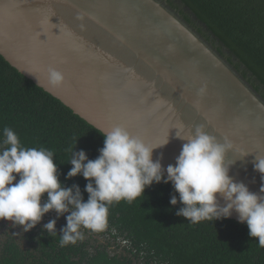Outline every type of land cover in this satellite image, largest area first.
<instances>
[{
    "label": "water",
    "instance_id": "water-1",
    "mask_svg": "<svg viewBox=\"0 0 264 264\" xmlns=\"http://www.w3.org/2000/svg\"><path fill=\"white\" fill-rule=\"evenodd\" d=\"M0 55L102 133L168 139L152 152L165 178L186 143L177 135L203 126L231 143L226 163L247 153L228 174L260 194L264 99L164 0H0ZM48 68L63 74L60 85Z\"/></svg>",
    "mask_w": 264,
    "mask_h": 264
},
{
    "label": "trees",
    "instance_id": "trees-1",
    "mask_svg": "<svg viewBox=\"0 0 264 264\" xmlns=\"http://www.w3.org/2000/svg\"><path fill=\"white\" fill-rule=\"evenodd\" d=\"M164 1L264 99V0ZM5 127L17 134L23 147L52 151L62 186L78 185L87 201L88 181L81 175L65 178L68 161L73 147L96 159L103 133L0 55V147ZM173 195L175 206L169 202ZM46 199L47 193L41 202ZM182 206L171 182L153 183L131 203L122 200L110 206L106 231L82 229L84 238L65 247L59 243L60 230L70 213L57 218L50 211L27 232L0 224V264H264V248L248 235L246 223L226 218L191 224L176 214ZM53 219L57 234L43 228Z\"/></svg>",
    "mask_w": 264,
    "mask_h": 264
},
{
    "label": "clouds",
    "instance_id": "clouds-1",
    "mask_svg": "<svg viewBox=\"0 0 264 264\" xmlns=\"http://www.w3.org/2000/svg\"><path fill=\"white\" fill-rule=\"evenodd\" d=\"M83 27V25H81ZM49 83L58 86L63 74L53 68L47 70ZM103 147L96 159H88L83 150L71 149L70 170L66 179L81 175L86 181V202L78 185L63 187L58 179L54 154L44 148H25L17 134L8 127L3 129V146L0 147V220L20 226L22 232L34 228L42 217L55 211L57 218L65 217L66 226L61 232V247L75 245L84 238L82 229L102 233L108 229L109 208L122 200L128 203L143 195L146 187L153 183H172L179 202L183 205L177 215L191 224L229 218L233 211L238 222L246 223L248 235L258 239L264 248V157H255L253 170L261 174L260 194L250 192L243 182L229 176L231 163L225 156L232 145L220 143L216 137L197 126L185 140L176 158L175 166L168 165L164 178L160 158L153 161L155 148L167 144L149 146L138 137L130 135L122 127L104 132ZM18 181L14 184L13 181ZM46 201L41 204L43 194ZM224 205L218 202V196ZM177 204V196L170 198ZM56 220L43 225L47 233L57 234ZM127 243V241H124Z\"/></svg>",
    "mask_w": 264,
    "mask_h": 264
},
{
    "label": "flooded vegetation",
    "instance_id": "flooded-vegetation-1",
    "mask_svg": "<svg viewBox=\"0 0 264 264\" xmlns=\"http://www.w3.org/2000/svg\"><path fill=\"white\" fill-rule=\"evenodd\" d=\"M17 181H18V179L15 180V181H13V183L15 184ZM45 215H46V216H50V214H48V213H46ZM45 215H44L43 217H45ZM43 217H42L41 221L43 220ZM0 224H4L5 227L8 228V230L14 229V227L12 226V222H11V221L0 220ZM38 224H39V223H38Z\"/></svg>",
    "mask_w": 264,
    "mask_h": 264
},
{
    "label": "rangeland",
    "instance_id": "rangeland-1",
    "mask_svg": "<svg viewBox=\"0 0 264 264\" xmlns=\"http://www.w3.org/2000/svg\"><path fill=\"white\" fill-rule=\"evenodd\" d=\"M41 204H43V203L41 202ZM51 215L56 216L57 214L54 211V213H51ZM16 228H17V226H15L14 229H12V230L15 232L16 231ZM0 230L3 231L4 230V227H2Z\"/></svg>",
    "mask_w": 264,
    "mask_h": 264
}]
</instances>
